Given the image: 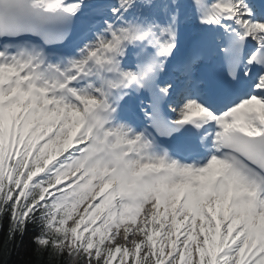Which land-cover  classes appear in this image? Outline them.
Segmentation results:
<instances>
[{"label": "snow or ice", "instance_id": "obj_1", "mask_svg": "<svg viewBox=\"0 0 264 264\" xmlns=\"http://www.w3.org/2000/svg\"><path fill=\"white\" fill-rule=\"evenodd\" d=\"M30 230L48 264H264V0H0L3 264Z\"/></svg>", "mask_w": 264, "mask_h": 264}, {"label": "trees", "instance_id": "obj_2", "mask_svg": "<svg viewBox=\"0 0 264 264\" xmlns=\"http://www.w3.org/2000/svg\"><path fill=\"white\" fill-rule=\"evenodd\" d=\"M6 227L7 225L5 223V228ZM31 235L32 231L30 230L29 233L24 237V245L21 247V250L18 253L14 251L8 258L7 264H48L46 255L43 260H37V257L33 253L35 245L31 242ZM0 238H2V233H0ZM0 264H3L2 257H0Z\"/></svg>", "mask_w": 264, "mask_h": 264}]
</instances>
